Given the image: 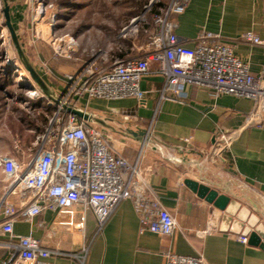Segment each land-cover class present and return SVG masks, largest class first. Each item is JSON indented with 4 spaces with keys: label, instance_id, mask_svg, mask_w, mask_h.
Segmentation results:
<instances>
[{
    "label": "crops",
    "instance_id": "obj_1",
    "mask_svg": "<svg viewBox=\"0 0 264 264\" xmlns=\"http://www.w3.org/2000/svg\"><path fill=\"white\" fill-rule=\"evenodd\" d=\"M170 19L177 21L176 34L188 47L195 48L204 32L220 34L253 75L264 71V47L244 40V35L252 32L264 42V0H190L183 13ZM153 20L149 36L142 33L133 38L138 33L133 31L132 37H120L109 64L144 56L151 36L160 30ZM38 49L42 56L28 58L29 62L60 98L71 85L67 75L78 76L83 67L68 57L44 55L42 43ZM164 84L163 76L149 74L141 80L145 93L141 101L93 100L81 105L107 120L111 128L93 125L101 131L109 150L140 172L143 181L132 183L133 195L157 199L176 219L178 230L168 236L142 231L134 198L120 204L102 231L96 230L89 214L83 235L53 232L56 212L46 210L32 222L21 219L14 224L15 234L32 236L53 252L46 264H166L170 254L202 256L207 264H264V248L250 244L248 237L244 243L241 234L222 231V212L185 184L192 179L218 190L240 202L264 224L263 102L214 95L189 84L181 88L182 97L170 94L174 99H163ZM23 85L38 88L31 76ZM40 101L39 109L45 106L52 115L55 108L47 106L50 100L45 96ZM129 129L144 132L143 139L127 135ZM220 136L230 138L229 147ZM5 155L19 160L12 153ZM1 187L0 198L4 185ZM12 202L17 203V199ZM11 254L0 249V260Z\"/></svg>",
    "mask_w": 264,
    "mask_h": 264
},
{
    "label": "built area",
    "instance_id": "obj_2",
    "mask_svg": "<svg viewBox=\"0 0 264 264\" xmlns=\"http://www.w3.org/2000/svg\"><path fill=\"white\" fill-rule=\"evenodd\" d=\"M189 2L170 0L165 14L155 18L160 30L151 36L144 56L116 61L105 67L94 59L78 76L67 75L71 85L62 96L64 102L87 111L82 101L127 98L141 101L145 94L141 89L142 78L157 74L165 79L163 99L171 98L170 94L182 97L181 88L189 84L214 95L247 97L264 104V71L253 75L248 64L235 56L228 40L220 34L204 32L198 38V45L190 48L176 34L178 24L170 19L171 15L183 13ZM133 31L137 32L138 28ZM244 40L264 47V42L252 32L245 34ZM26 96L35 101L45 97L34 86L28 88ZM21 102L25 107L30 106L29 102ZM55 105L52 101L47 104L55 108L52 115L46 108L45 112L38 110V115H45L47 123L41 132L32 131L35 139L27 147L31 160L26 166L0 153V171L4 176L0 198V238L4 239H0V249L12 252L10 258L0 260V264H46L45 259L53 252L34 237L14 232L17 221L32 222L46 210L56 212L51 225L53 232L63 230L83 235L89 214L93 216L96 230L102 231L120 204L134 198L142 231L173 235L178 223L160 202L133 195L132 183L143 181L137 167L122 156L114 155L93 124L69 113L62 105ZM219 138L225 147L230 146V138ZM16 147L22 150L21 141ZM13 199H17V203L12 202ZM241 240L248 242L247 237ZM166 264L207 263L202 256L170 254Z\"/></svg>",
    "mask_w": 264,
    "mask_h": 264
},
{
    "label": "rangeland",
    "instance_id": "obj_3",
    "mask_svg": "<svg viewBox=\"0 0 264 264\" xmlns=\"http://www.w3.org/2000/svg\"><path fill=\"white\" fill-rule=\"evenodd\" d=\"M3 1L0 0V52L5 59L4 66H10L8 68L14 71L18 83L23 84L26 81L24 77L30 75L6 26ZM160 1L162 0H91L84 3L78 0L72 11L62 7L59 0H11L9 5L19 45L27 58L42 56L38 49V45L42 43L44 55L53 57L59 56V53L68 56L81 67L100 58L98 63L105 67L111 65L108 61L116 46L121 43L120 37L124 38L126 34V37H132L130 33L136 28L138 33L133 38L142 33L143 37L150 35L152 22L154 23L151 20L155 18L152 13L160 5ZM63 50L65 53H62ZM15 97L17 101H7L5 108L0 103V153H12L26 166L31 157L25 148V141L21 142L24 146L22 150L16 147L21 139L11 126L12 123L16 124L20 115L13 106L16 105L21 111L33 116L39 113V108L36 106L37 109L34 110L32 104L25 107L19 96L15 94ZM3 180L4 176L0 171L1 186L4 185Z\"/></svg>",
    "mask_w": 264,
    "mask_h": 264
},
{
    "label": "water",
    "instance_id": "obj_4",
    "mask_svg": "<svg viewBox=\"0 0 264 264\" xmlns=\"http://www.w3.org/2000/svg\"><path fill=\"white\" fill-rule=\"evenodd\" d=\"M11 0H4V17L6 26L11 34L19 57L26 69L30 74L32 79L37 84L41 92L52 102L57 105H62L65 110L73 115L87 121L91 124L102 125L106 128H111L107 120L97 117L95 114L86 111L80 107H75L64 102L63 98L55 97L48 86L41 80L39 75L36 73L35 69L29 62V59L25 56L16 35L15 28L12 23L11 13H10V3ZM127 135L142 140L145 133L129 129L125 131ZM141 136V137H139ZM185 184L198 195L199 198L204 199L206 202L213 204L215 208L222 212L221 219V230L230 231L234 234H241L244 237L249 238V243L252 245L260 246L264 248V224L260 221V218L255 214H252L249 209L243 206L237 200L220 193L218 190L211 188L210 186L199 183L192 179H187Z\"/></svg>",
    "mask_w": 264,
    "mask_h": 264
},
{
    "label": "trees",
    "instance_id": "obj_5",
    "mask_svg": "<svg viewBox=\"0 0 264 264\" xmlns=\"http://www.w3.org/2000/svg\"><path fill=\"white\" fill-rule=\"evenodd\" d=\"M78 0H59L62 7L68 9L69 11L74 10V7L77 6ZM82 2H89L91 0H80ZM170 0H162L160 1V5L155 9L152 13L153 17L163 16L162 13L169 6ZM154 21V20H153ZM1 50V45H0ZM5 59L3 57V53L0 52V103L1 106L5 108L6 102H10L11 99H14L15 94L19 96L20 100L23 102H29L32 104V108L37 109L40 106V100H32L26 96L27 88L23 84H18V79L15 76L14 71L11 68L4 66ZM8 70V71H7ZM36 106H38L36 108ZM3 108V109H4ZM15 111H17L20 115L19 119L16 121V124L12 123V130L16 132L17 137L22 141H25L30 145L31 142L35 139V135L28 133L31 130L41 132L42 126L47 123V119L44 114L41 115H29L23 111H21L16 105L13 106Z\"/></svg>",
    "mask_w": 264,
    "mask_h": 264
}]
</instances>
